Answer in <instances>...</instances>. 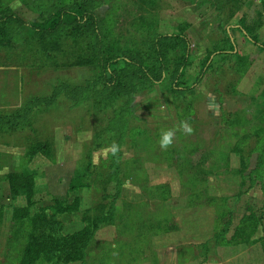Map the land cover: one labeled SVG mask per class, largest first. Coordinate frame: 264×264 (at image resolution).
<instances>
[{"label":"rangeland","instance_id":"1","mask_svg":"<svg viewBox=\"0 0 264 264\" xmlns=\"http://www.w3.org/2000/svg\"><path fill=\"white\" fill-rule=\"evenodd\" d=\"M80 1L82 0H49L47 5L51 4L57 8L61 5ZM244 1L86 0L89 5H92V12L103 26V33L106 35V42L111 48L110 51L133 49L139 54L146 67L149 68L153 67V55L151 49L147 47L151 36L148 34L151 31L160 34L169 33L172 32L173 28L179 31L181 30V24L188 21L189 24L185 33L189 41L190 54L188 65L179 80L184 85L190 84L196 77L204 55L208 51L220 47L218 38L220 41L223 37L221 29L225 24L234 23L237 20L245 23L246 16L249 20L248 25H251L253 19L251 18L253 17L251 8L247 7V10L243 12L244 15L238 17ZM261 1L263 2V0ZM37 4L38 1L36 0H0L1 6L9 7L25 23L37 19ZM233 9L234 12L236 10L238 12L235 18H230V20L229 17L225 16ZM216 11L218 12L217 16L222 18L223 21L220 27H216ZM190 25L192 27H189ZM54 38L68 43L69 36L59 35ZM54 38L49 42L54 44ZM39 47L40 45L34 44V42H28V44L16 43L14 46H0V67H11L12 79L18 76L16 82H14L15 84L12 85V89L20 94L21 102L26 101L30 95L48 94L52 87L58 83L81 84L83 80L93 76L94 69L92 66L54 68L52 65L54 56L52 59L39 61L41 59L38 58L36 51ZM178 48V46L171 47L169 44H164L168 70L172 68L175 62L174 58L179 53ZM58 58L61 57L57 56L55 59ZM255 58H257V61L254 64L255 69L252 67V70L254 69V76L260 75L258 76L260 82L257 81V84L259 86L261 84V87L258 86L261 89L264 88V53L257 57L256 51L253 50V54L250 52L244 57L245 62L241 63V66L248 64L249 61ZM212 61L213 68L208 69L195 87L186 91L183 97L171 96L168 88V72H166L162 83L150 85L149 88L133 96L130 109L138 119L144 121L148 130L156 132L155 137L150 138V144L157 147V150L141 152L131 147L130 143H122L120 145V157L122 161H127L125 164L131 172V176L127 180L131 184L133 182L143 183V164L152 176L163 173L162 175L168 176L169 179L170 177H174V179L178 177L177 179L181 183H178L176 189L173 190L174 195L178 194L180 200L184 199V204L193 202L211 204L208 206L209 209H213L216 228L219 221L225 219V211L231 207L230 202L221 201L222 196H227V198L238 196V194L243 193L242 190L247 186L246 182L242 185L238 173L233 172V167L238 168V158L230 152V148L238 140L239 135L241 133L244 135L245 132L247 137L242 143L247 146L253 144L257 135H251V130L254 127L264 126V119H259L261 116H258L264 112V104L261 103L260 99L251 100L248 97L249 94L252 93V96L257 95L258 91L252 89V92H250L247 87H243L242 97H228V83L236 82L241 67L238 72H235L233 68L230 71L226 70V72L221 69L216 71V57ZM262 90L260 93L263 92ZM14 101L12 104L17 103V97L14 98ZM219 107H222L225 111H238L239 114L241 112L242 115L237 113L238 116L245 117L246 115L250 122L241 126L233 122L232 126L222 128L223 125L218 122ZM11 108H1L0 114L10 113ZM256 108L260 109L261 112L256 113ZM255 115L258 118H255ZM182 120L187 121L192 126V134L185 135L178 131L173 145L169 147L174 152L165 151L163 153V150H159L158 144L161 131L178 125ZM93 123V117L86 112L85 106L69 108L68 102L59 96L55 103L53 102L34 116L29 128L10 133L9 136L5 134L0 136V264H18L29 229V221L40 208L49 207L54 199L69 201L76 195L80 199V209H83L91 206L97 199L99 194L95 190L85 188H79L75 192L66 190L74 167L78 162L84 161L82 160V153L91 148ZM130 128L131 131H136L131 123ZM36 140L50 143V158L44 157L41 153H35L29 160L26 159L24 156L25 149ZM107 148L108 146L90 151L91 163L103 164L102 161H105L109 155V153H105ZM136 155L143 158L140 165H136L134 160V163L129 161L134 159ZM251 156H254V154ZM172 157L177 158L184 164H189L190 168L185 169L184 167L183 173L178 175L175 167L171 165L169 168L175 169L172 174L165 167V165L169 166L168 163L171 162ZM148 159H159L160 162L155 163V165L150 161L144 163ZM121 165L123 164L121 163ZM226 166L227 170H231V173L224 170ZM158 169H162L164 172H159ZM12 171H22L34 175L30 205L26 204L22 196L14 199L9 197L7 185L2 178ZM241 174L244 176L246 173L242 172ZM160 178L156 177V179L151 180L158 181ZM202 187L205 188L203 190L205 194L214 195L215 198L208 201L207 196L199 193V196L195 199L189 196V192L193 194L195 191L196 193ZM147 189L144 188L146 195ZM106 192H113L112 184L106 188ZM131 192L134 193L130 188L124 189L116 199V212L123 215L116 219L114 223L116 228L112 226L110 230L107 229L108 227L99 229L96 232V237H108L107 239L112 240V243L117 239H122V241L128 243V249L132 247L133 253H135L134 249L137 248V244L142 243L139 240L144 238L140 235V232L145 230L142 223L152 219H160L163 204L154 200L153 203L144 201L146 203L141 206L134 203L131 204L132 206L124 207L120 200L123 201L124 198L136 200ZM186 194H188V197H186ZM174 204H176L175 201ZM164 207L167 208L166 202ZM46 212L49 213L50 210H46ZM204 214L211 215V210H206ZM59 218L63 226V232L80 227L78 213L61 214ZM125 225H130V227L126 230L124 229ZM152 232L154 231L150 230V233H146L145 237L150 236ZM115 244L118 248L119 243ZM104 249L106 248L100 241L94 246L93 252L97 251V254H99L100 251V253L106 255L107 252ZM109 249L108 247V251H110ZM107 261L113 264L116 262H121L120 264H123V262L138 264L137 259L130 261V258H127L125 254H117V251H114L113 248L107 253ZM104 262L106 261L104 260ZM34 264L48 263L40 258Z\"/></svg>","mask_w":264,"mask_h":264},{"label":"trees","instance_id":"2","mask_svg":"<svg viewBox=\"0 0 264 264\" xmlns=\"http://www.w3.org/2000/svg\"><path fill=\"white\" fill-rule=\"evenodd\" d=\"M36 1H38L37 19L30 23H25L9 7L0 5V46L34 42V44L40 45L36 50L38 58L41 59L39 61H46L54 56L52 64L54 68L92 66L93 76L83 80L81 84L58 83L52 87L48 94L30 95L26 101L12 107L10 113L0 114V136H4V134L9 136L10 133L29 128L34 116L53 102L55 103L59 96L68 102L69 108L85 106L86 112L92 115L94 121L91 148L82 153L84 161L78 162L74 167L66 190L75 192L79 188H85L95 190L99 195L91 206L83 209H80V199L75 195L69 201L54 199L49 207H42L35 212L29 221V229L18 264H34L40 258L48 264L83 262L91 250L94 232L102 226L114 225L116 219L123 216L117 214L115 202L122 184L129 181L127 178L131 176V172L125 164L127 161H122L120 157L121 151L117 156L109 153L108 158L102 161L101 165L91 163L90 151L109 147L113 142L119 145L130 143L131 147L141 152L157 150V147L150 144V138L155 137L156 132L148 130L144 121L138 119L130 109L133 96L149 88L150 85L162 83L166 72H168V88L171 96L183 97L186 91L195 87L208 69L213 68L214 57H216V68L219 67V62H236L238 69L241 67L240 72H242L246 65L241 66V63H244L245 59L236 55L234 51L235 43L230 35L231 29L240 32L258 50H264V40L259 42L241 20L235 24H225L223 28L221 27V31L222 39L227 47L208 51L200 62L196 77L190 84L184 85L179 80L188 65L190 54L189 41L184 34L188 27L186 22L181 24L179 31L173 28L169 33L160 34L151 31L148 34L151 36L147 47L151 49L153 55V67L149 68L133 49L110 51L106 35L103 33V26L92 12V5H89L86 0L61 5L57 8L51 4L47 5L49 0ZM233 10L225 17H230ZM217 17V26L220 27L223 21L222 18ZM59 35L69 36L68 43L54 38ZM53 38L54 44L49 42ZM164 44L179 47V53L174 58L175 62L170 70L166 65ZM57 56L61 58L56 60ZM236 69L235 72H238ZM262 91L256 100L260 99L264 104V88ZM252 99L255 100V98ZM219 111L218 122L223 125L222 128L232 126L233 122L239 126L250 122L246 115L245 117L238 116V111H225L222 107H219ZM255 111L256 113L261 112L258 108ZM240 114L242 115L241 112ZM258 116H261L259 119H264V112ZM254 117L258 118L257 115ZM130 123L136 129L135 132L131 131ZM251 135H257L252 145L247 146L242 143L247 137L245 132L244 135L242 133L239 135L238 140L230 148V152L238 158V168L233 172L238 173L242 185L244 176L241 173L245 172L248 186L258 181L260 189L264 192V126L254 127L251 130ZM167 151L174 152L169 148ZM50 152L51 146L48 141L36 140L25 149L24 156L29 160L35 153H41L44 157L50 158ZM252 154L255 157L254 166L247 169ZM133 160L136 161V165H140L143 158L136 155L129 161L134 163ZM168 165L174 166L178 175L183 173L184 167L185 169L190 168L189 164H184L175 157H172ZM2 179L7 185L11 199L22 196L27 205L31 204L34 175L22 171H12L5 174ZM110 184L113 187L112 193L106 192V188ZM145 188H148L146 193L151 198L163 201L167 197L168 188L165 184ZM142 190L144 191V188ZM209 200H212V197ZM221 201L223 202L224 199L221 198ZM120 202L124 207L132 206L124 200H120ZM261 209L264 211V199ZM46 210H50V212L47 213ZM72 213L79 214L80 227L63 232L59 217L61 214ZM229 213V210L225 211V219H219V225L214 227L212 237L215 243H250L249 237L260 222V216H256L254 213L242 215L232 235L226 240L224 234L230 224ZM143 223L145 230H142L140 235L144 238L146 233H150V230L155 233L160 224L156 219Z\"/></svg>","mask_w":264,"mask_h":264},{"label":"crops","instance_id":"3","mask_svg":"<svg viewBox=\"0 0 264 264\" xmlns=\"http://www.w3.org/2000/svg\"><path fill=\"white\" fill-rule=\"evenodd\" d=\"M247 7L252 9L253 17L251 18H253V24L250 23L251 25H248L249 20H247L246 16L245 23L243 22V24L248 28L251 34H254L257 40L261 42L264 40V0L263 2L261 0H245L242 4V9H240V15L238 17L244 15L243 12L247 10ZM238 10L235 12L233 10L232 15L228 19L235 18ZM217 13L218 12L216 11V27L218 24ZM230 20L229 22H231ZM238 21L239 20L226 25L235 24ZM185 22L189 24L188 21ZM189 27H192V25ZM184 34L186 35L185 32ZM230 35L235 43L234 51L236 52V55L245 57L250 54V52L253 54V50L256 51L257 57L261 53H264V50H258L256 46L248 42L237 30H230ZM222 38L220 41L218 38V43H220V47L218 49H225L227 47ZM256 61L257 58L249 61L244 70L239 73V77L236 79V82L231 84L228 83V97H242L243 87H247L250 92H252V89H255L260 94V91L263 88L259 89V85L257 84V81L260 82V80H258V76L260 75L254 76L253 73ZM252 67L254 68L253 70ZM232 68L235 71L236 68L238 69V64L236 65V62H219V67L216 68V71L221 69L226 72V70L230 71ZM17 77L18 76H15V78L12 79L11 67H0V108L16 107L20 104V94H18V92L16 93V91L12 89V85L15 84L14 82H16ZM259 87H261V84ZM258 93L253 96L251 93L248 97L251 100H253L252 98L256 99L259 95ZM16 97L18 100L17 103L12 104V102H15L14 98ZM254 159V156L249 158V165L247 169H251L254 166ZM147 161H150L152 164L154 163L153 165L160 162L159 160L156 162L152 159H148L145 160L144 163ZM142 166L144 174V178L142 180L143 183L133 182V184H131L129 181L128 183L126 181L122 184L119 194H121L124 189L130 188L134 192H131V194L136 198V200H127L125 198L123 200L132 205L137 203V206H141L144 205V201H147L148 203H153L154 200L155 202L159 201L155 198L147 196L142 188L152 185L165 184L168 188L167 197L165 200L158 202L162 203L163 207L162 217L160 219H156L160 222L157 231L152 233L150 236L140 239L139 241H142V243L137 244V248L134 249L135 253H133L131 245H129L131 248L128 249V243H125L122 239H117L114 243H112V240L107 239L108 237H96V232L99 229L108 227L107 229L110 230V227L112 226L116 228L115 224L102 226L94 232L92 239L93 243L91 244L92 248L85 256L84 261L69 262L67 264H113L107 261V253H109L112 248L114 251H117V254H125L127 258H130V261H132V259H137L138 264H264V211L261 209L264 192L260 189L258 181H255L253 184L248 186L247 176L244 175L243 180L247 183V186H245L242 190V194H238V196L230 198L222 196L224 202L228 201L231 205L228 209L230 212V224L227 232L224 234V239H229L242 215L254 213L256 216H260V222L257 224L255 231L249 237V240H251L250 243L216 244L214 238L212 237L213 229L215 227L214 212L213 209H209L208 206L211 204L207 202L184 204V199L180 200L181 198H179V195L177 194L175 196L173 193V190L176 189V185L181 183L178 181V177L175 179L174 177H170L169 179L168 176H163V173L161 175L156 174L157 176H152L148 173L144 164ZM165 167L169 169L172 174L175 172L174 168H169L170 166L167 167V165H165ZM236 168L237 167H233V170ZM224 170H227V168H224ZM158 171L164 172L162 169H158ZM227 171L231 173V170ZM156 177L161 178L158 181L151 180L156 179ZM204 189L205 188L202 187L196 193L194 191L193 194H191L192 192H189L188 194L192 197V199H195L199 196V194L207 196L206 199H208V201H211L209 200L211 197L215 198L213 197L214 195L205 194L203 191ZM188 194H186V197H188ZM174 201L176 204H174ZM165 202L167 204L166 209L164 207ZM206 210H211V215L208 216L207 214H204ZM129 227L130 225H125L124 229L127 230ZM118 232L120 233L119 230ZM98 240L102 241L103 246L106 248L104 249L107 252L106 255L100 253V251L99 254H97V251L93 252V248L96 243L100 242ZM115 243H119L118 248H116ZM108 247L110 248V251H108ZM103 258L106 262H104ZM120 263L116 262L114 264ZM123 264L126 263L123 262Z\"/></svg>","mask_w":264,"mask_h":264},{"label":"clouds","instance_id":"4","mask_svg":"<svg viewBox=\"0 0 264 264\" xmlns=\"http://www.w3.org/2000/svg\"><path fill=\"white\" fill-rule=\"evenodd\" d=\"M182 132L185 135H190L193 132L192 126L187 121H180L178 125H174L172 128L161 131L160 139L158 141L161 150H167L174 143L177 132ZM121 151V146L113 142L107 149L105 153H111L113 156H117Z\"/></svg>","mask_w":264,"mask_h":264}]
</instances>
